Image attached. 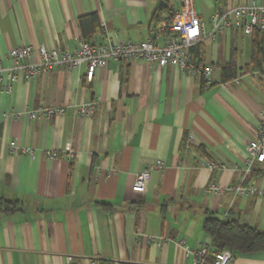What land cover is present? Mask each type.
I'll return each instance as SVG.
<instances>
[{"label":"crops","instance_id":"0c3cea01","mask_svg":"<svg viewBox=\"0 0 264 264\" xmlns=\"http://www.w3.org/2000/svg\"><path fill=\"white\" fill-rule=\"evenodd\" d=\"M163 1L167 8L160 7ZM250 0H191L207 23L216 11ZM182 0H0V70L13 67L12 49L75 53L81 42L106 35L140 42L154 37L165 8L183 14ZM96 14L98 27L80 20ZM213 67L212 81L146 62H109L88 82L83 66H59L12 93L0 86V200L20 203L0 214V264H193L180 245L217 250L203 230L208 214L264 232V197L235 196L237 185L264 187V164L246 170L248 141L264 110V78L254 75L253 37L226 31L194 49ZM236 76L222 80L231 58ZM97 102L90 118L76 106ZM64 109L53 119L15 117L43 108ZM195 134L201 147L185 149ZM31 149L34 155L23 153ZM56 152L57 157H49ZM74 155L73 157L71 155ZM152 171L143 194L136 176ZM205 161L227 165L213 171ZM216 183L219 193L206 192ZM139 235H144L138 239ZM146 236L164 238L151 244ZM235 264H264V252L234 255ZM212 263L209 256L206 264Z\"/></svg>","mask_w":264,"mask_h":264},{"label":"built area","instance_id":"2783aa9c","mask_svg":"<svg viewBox=\"0 0 264 264\" xmlns=\"http://www.w3.org/2000/svg\"><path fill=\"white\" fill-rule=\"evenodd\" d=\"M184 12L171 11L164 13L154 28V37L145 41H123L118 36L106 35L103 41L92 43L83 41L75 53L63 49H48L42 46L38 49L41 61L36 64L31 61L35 52L32 46H21L10 50L9 58L14 62L10 69L0 70V86L7 93L13 92V87L20 75L27 80H33L40 75L49 73L55 67H65L71 71L85 67L88 82L93 81L99 69L108 66L109 62H146L159 68L172 67L181 71L190 72L201 76L207 83L212 81L213 67L205 61H196L192 50L203 44L206 40H216L226 31L242 32L244 36L252 38L255 31L264 32V0H250L247 4L232 7L222 11H216L209 19L210 29L207 23L199 18L196 13L190 11L191 0H182ZM254 75L264 78V65L254 72ZM97 102L76 106L77 115L90 118L95 113ZM64 112L63 108H43L36 111L15 115L21 119L25 115L36 121L40 118L53 119ZM260 125L255 132V138L246 144L247 167L250 171L256 164H264V110L259 113ZM203 141L195 134H190L185 142V149L201 147ZM23 153L34 155L31 149L20 150ZM49 157H57L56 152H49ZM74 156L73 154L71 155ZM204 165L213 171H222L227 165L216 161H205ZM164 169L162 161L136 176L133 192L145 193L152 171ZM221 189L216 183L207 186L206 192L219 193ZM235 196H261L264 197V187L254 185L231 186L227 190ZM144 235H139L142 239ZM164 238L146 236V241L151 244H160ZM185 255L193 257V264H206L209 256H212L211 264H235V256L229 251H217L212 253L209 246L204 244L202 248L195 250L185 241L180 242ZM86 264H99L93 260ZM76 264V263H69Z\"/></svg>","mask_w":264,"mask_h":264},{"label":"trees","instance_id":"16d2710c","mask_svg":"<svg viewBox=\"0 0 264 264\" xmlns=\"http://www.w3.org/2000/svg\"><path fill=\"white\" fill-rule=\"evenodd\" d=\"M167 12H170V10L165 8L160 10V13L154 18L155 26L158 24L162 15ZM87 21H91L93 30L99 25V18L96 14H92L87 18H82L80 20L82 28L83 24ZM84 35L85 41L90 42L87 39L88 36L86 32ZM194 49L192 50L193 54ZM200 62L202 61L200 60ZM252 62L256 71L264 65V32L262 31H255L253 35ZM236 73V62L232 57L230 62L222 69L223 82H228L233 79ZM18 209H20V203L0 200V214L11 215ZM203 230L207 236H209L213 247L217 251L229 250L234 255L246 256L264 252V232L258 231L247 225H241L235 221L222 222L214 215L208 214L203 222Z\"/></svg>","mask_w":264,"mask_h":264},{"label":"water","instance_id":"95a60500","mask_svg":"<svg viewBox=\"0 0 264 264\" xmlns=\"http://www.w3.org/2000/svg\"><path fill=\"white\" fill-rule=\"evenodd\" d=\"M159 6H160L161 8H162V7L167 8V5H166L163 1L160 2Z\"/></svg>","mask_w":264,"mask_h":264}]
</instances>
